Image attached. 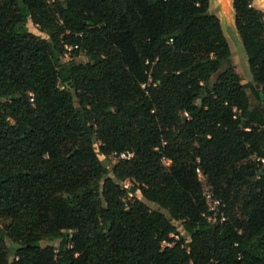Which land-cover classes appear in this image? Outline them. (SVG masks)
I'll list each match as a JSON object with an SVG mask.
<instances>
[{"label": "trees", "instance_id": "1", "mask_svg": "<svg viewBox=\"0 0 264 264\" xmlns=\"http://www.w3.org/2000/svg\"><path fill=\"white\" fill-rule=\"evenodd\" d=\"M232 7L251 81L209 0H0V264H264V12Z\"/></svg>", "mask_w": 264, "mask_h": 264}, {"label": "rangeland", "instance_id": "2", "mask_svg": "<svg viewBox=\"0 0 264 264\" xmlns=\"http://www.w3.org/2000/svg\"><path fill=\"white\" fill-rule=\"evenodd\" d=\"M222 3H224V5H222ZM252 4L264 12V0H252ZM209 10L219 17L221 27L223 29V33L226 36L229 43L231 54L230 57L225 61L224 66L231 65L232 67L235 68V70L237 71L239 76L242 77L243 80L251 81V73L248 67L247 56L245 54L241 38L236 30L234 23V9L232 7V0H209ZM28 26L29 29L34 33L41 36H46V34L44 32L39 31L37 26H35L33 23L28 22ZM69 59H70L69 54H65L62 57V61L64 62H67ZM74 60L77 62H86L88 58L86 57L85 54L79 53L78 55L74 56ZM220 71L221 69L218 72H216L212 78H215ZM246 91L250 99L253 100L251 89L247 88ZM95 145L97 147L98 145L97 142H95ZM99 156L106 168H110L112 164L115 162V160H113L109 155L105 156L99 153ZM125 184L126 185L130 184V180H126ZM147 204L150 207H155V203L153 202L147 201ZM4 223L5 222L3 221V219L0 218V225L3 226ZM175 225L178 231H180L183 234L185 233L180 222L176 221ZM5 240L9 246H12L14 244L12 239L9 238L8 236H6ZM45 244L56 246L57 241L45 242ZM13 255L14 252H12L11 257Z\"/></svg>", "mask_w": 264, "mask_h": 264}, {"label": "built area", "instance_id": "3", "mask_svg": "<svg viewBox=\"0 0 264 264\" xmlns=\"http://www.w3.org/2000/svg\"><path fill=\"white\" fill-rule=\"evenodd\" d=\"M55 0H46L47 3H53ZM68 48H71V46H69ZM142 86H144V84H142ZM186 116H188V114L185 112L184 113ZM133 155L132 151L129 150H124V151H120V152H112L109 156L113 159H120V158H129ZM162 159L165 162H169L168 160H165L164 157H162ZM260 159L262 162H264V158H257ZM197 173L200 176V178L202 179V181H204V178L202 176L201 171L199 170V168H197ZM128 196H132V192L131 191H127ZM202 195L204 196L206 205H207V213H206V218L210 223L216 224V223H222L225 220V213L223 210V203L221 202V200L217 197H215L213 195L212 190L210 189V187L208 185H206V183H203V187H202ZM170 236H175L173 233H170ZM163 245H171L170 242H167L166 240H162L161 242Z\"/></svg>", "mask_w": 264, "mask_h": 264}, {"label": "water", "instance_id": "4", "mask_svg": "<svg viewBox=\"0 0 264 264\" xmlns=\"http://www.w3.org/2000/svg\"><path fill=\"white\" fill-rule=\"evenodd\" d=\"M222 5H224V3H222ZM226 6V5H225ZM209 12H211L210 10H209ZM256 86H258V84H256ZM200 98L198 99V102H200Z\"/></svg>", "mask_w": 264, "mask_h": 264}]
</instances>
